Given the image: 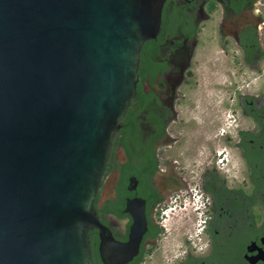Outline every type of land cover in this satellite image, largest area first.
Instances as JSON below:
<instances>
[{"label": "water", "instance_id": "water-1", "mask_svg": "<svg viewBox=\"0 0 264 264\" xmlns=\"http://www.w3.org/2000/svg\"><path fill=\"white\" fill-rule=\"evenodd\" d=\"M163 2L0 0V264H94L95 226L107 264L138 253L148 198L127 240L93 201Z\"/></svg>", "mask_w": 264, "mask_h": 264}, {"label": "flooded vegetation", "instance_id": "flooded-vegetation-1", "mask_svg": "<svg viewBox=\"0 0 264 264\" xmlns=\"http://www.w3.org/2000/svg\"><path fill=\"white\" fill-rule=\"evenodd\" d=\"M263 29L264 0H164L162 28L141 48L137 98L93 201L101 222L127 240L136 222L128 196L148 198L138 253L117 264H264V92L222 97L232 118L215 138H188L184 116L207 40L258 71ZM174 215L177 243L168 237ZM88 235L94 264H107L101 227Z\"/></svg>", "mask_w": 264, "mask_h": 264}, {"label": "rangeland", "instance_id": "rangeland-1", "mask_svg": "<svg viewBox=\"0 0 264 264\" xmlns=\"http://www.w3.org/2000/svg\"><path fill=\"white\" fill-rule=\"evenodd\" d=\"M261 38L263 41L264 29L261 31ZM207 42V48L199 50L194 59L200 83L189 90V103L184 109L185 129L188 138L192 139L215 138L218 127L227 130L228 119L232 117L221 103V98H225L231 91L239 88L250 93L264 92V60L258 71L251 70L239 62V51L232 50L225 55L219 51L215 38L208 39ZM218 143L223 145L222 140H218ZM174 216L176 220L170 221L174 223L173 233L168 237L172 240L170 236L173 235L176 238L173 241L177 243L182 232V221L178 215Z\"/></svg>", "mask_w": 264, "mask_h": 264}, {"label": "trees", "instance_id": "trees-1", "mask_svg": "<svg viewBox=\"0 0 264 264\" xmlns=\"http://www.w3.org/2000/svg\"><path fill=\"white\" fill-rule=\"evenodd\" d=\"M247 61L249 63H252V60H251V53L248 52V55H247Z\"/></svg>", "mask_w": 264, "mask_h": 264}]
</instances>
